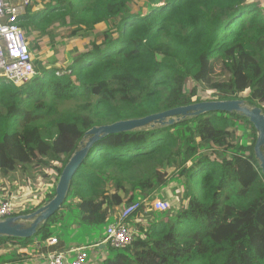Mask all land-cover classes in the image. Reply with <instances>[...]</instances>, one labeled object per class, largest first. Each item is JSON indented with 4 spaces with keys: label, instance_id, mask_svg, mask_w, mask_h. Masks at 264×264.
I'll list each match as a JSON object with an SVG mask.
<instances>
[{
    "label": "trees",
    "instance_id": "trees-1",
    "mask_svg": "<svg viewBox=\"0 0 264 264\" xmlns=\"http://www.w3.org/2000/svg\"><path fill=\"white\" fill-rule=\"evenodd\" d=\"M20 20L33 55L68 40L75 57L65 70L38 66L24 86L0 77V177L19 171L52 188L12 216L54 196L93 126L203 100L264 112V0H31ZM257 136L246 116L220 110L101 136L60 209L30 238L0 237V259L7 243L62 250L72 224L106 230L139 204L123 220L132 243L107 245L97 264H264ZM170 192L171 207L156 210Z\"/></svg>",
    "mask_w": 264,
    "mask_h": 264
},
{
    "label": "water",
    "instance_id": "water-1",
    "mask_svg": "<svg viewBox=\"0 0 264 264\" xmlns=\"http://www.w3.org/2000/svg\"><path fill=\"white\" fill-rule=\"evenodd\" d=\"M236 112L246 116L255 126L258 136L255 155L264 174V112L260 106L251 105L244 99L203 100L194 104L177 106L139 118L119 120L111 124L93 126L86 132L84 140L69 158L56 184L55 194L46 203L32 212L0 219V237L26 239L36 235L42 225L55 214L67 198L71 181L88 153L91 144L101 136L140 130L157 124H170L189 116L210 111Z\"/></svg>",
    "mask_w": 264,
    "mask_h": 264
},
{
    "label": "built area",
    "instance_id": "built-area-1",
    "mask_svg": "<svg viewBox=\"0 0 264 264\" xmlns=\"http://www.w3.org/2000/svg\"><path fill=\"white\" fill-rule=\"evenodd\" d=\"M31 0H0V77L16 86H24L36 78L41 71L35 65V57L32 54L21 25L20 17ZM155 208L164 211L171 207L170 201L163 198L156 199ZM139 204L127 205L119 217L106 226V243L114 248H124L133 241V230L130 225L124 223ZM13 205L11 201L4 199L0 204V219L12 216ZM59 243L57 235H50L45 240L48 247ZM43 244H37L40 248ZM72 254L66 252L50 251L46 253L45 264H86L89 260V252L86 247L75 248ZM19 253L31 256L33 251L28 246L19 248Z\"/></svg>",
    "mask_w": 264,
    "mask_h": 264
},
{
    "label": "crops",
    "instance_id": "crops-1",
    "mask_svg": "<svg viewBox=\"0 0 264 264\" xmlns=\"http://www.w3.org/2000/svg\"><path fill=\"white\" fill-rule=\"evenodd\" d=\"M63 41H68V40H63ZM61 41L60 44L63 45L64 49L66 50V53L74 55L73 48L71 43H66ZM57 56V54H56ZM71 63L68 62L66 63V67ZM40 65L44 66H54L55 62H39L37 63V67ZM65 67V68H66ZM5 179V182H4ZM9 179H12L11 182H9ZM17 181V177L15 173L11 172L9 175H7L5 178L0 177V200H9L11 201L13 207L17 210H26L29 208L35 207L39 199H42L47 192H50L51 187L36 183H32L29 181L28 184L21 185L19 188H14L11 190V187L13 188L15 186V182ZM10 184V187L8 185ZM43 188V191L40 192V190ZM2 200V201H3ZM25 214V213H23ZM116 217V216H115ZM103 239L101 238L100 240H95V243H85V244H78V243H72L70 245L64 244V248L62 251L66 252L67 254H72V250L75 248H80V247H86L89 252V260L87 261L86 264H97L102 257L105 256L106 251L104 250L106 248V240H105V231L103 233ZM88 244V245H86ZM22 247L20 244H12V243H7L5 248L1 250V253L4 254V258H1L0 264H45L46 259L45 255L46 252L38 250V247H35V245H30L29 247L33 251V255L31 257L24 256V259L22 258L21 260H15L13 257L15 256V252L19 255L22 254L19 253V248ZM90 251H92V254H90ZM92 258V259H90Z\"/></svg>",
    "mask_w": 264,
    "mask_h": 264
},
{
    "label": "rangeland",
    "instance_id": "rangeland-1",
    "mask_svg": "<svg viewBox=\"0 0 264 264\" xmlns=\"http://www.w3.org/2000/svg\"><path fill=\"white\" fill-rule=\"evenodd\" d=\"M63 42L69 43L70 41L69 42L63 41ZM56 54H57V56H56ZM34 57H35L36 67H37L38 61L44 62V63L54 61L55 62L54 66H57L58 68L65 70L66 63L72 61L75 57V54L72 55V54L66 53V50L64 49L63 45H61L59 42L55 46L49 47L46 50L35 54ZM50 66H52V65H50ZM42 67H44V65H42ZM64 129L67 130V129H71V128L70 127H64ZM13 173H15V175L17 177V181L14 183L15 186L13 188L11 187V190L14 188L18 189L19 186L28 184L29 181H31L32 183L40 184V181H38L34 178L29 179L27 176L23 175L19 171H14ZM11 180L12 179H9V182H11ZM4 182H5V179H4ZM175 183L176 182L173 181L170 184V186H173ZM8 185L10 187L9 183H8ZM171 188L172 187H170V189ZM50 190L52 191V188ZM172 197H173V195L170 192V195L168 197H162V198L169 200L171 202L170 203V205H171L172 200H173ZM158 198H161V197H157V199ZM185 203H187V202H185ZM104 231H105L104 225H101L100 227H97V228L89 229V228H86L84 226L76 227L75 224H72L70 226V228H68L66 230H62L63 239H64V242L67 246L72 244V243H79V244H85V243H89V242L95 243V240H100L101 238L102 239L104 238L103 237ZM107 245H109V244H106V248L104 250L106 252H109L110 247L107 248ZM90 254H92V251H90ZM90 259H92V258H90Z\"/></svg>",
    "mask_w": 264,
    "mask_h": 264
},
{
    "label": "clouds",
    "instance_id": "clouds-1",
    "mask_svg": "<svg viewBox=\"0 0 264 264\" xmlns=\"http://www.w3.org/2000/svg\"><path fill=\"white\" fill-rule=\"evenodd\" d=\"M23 255V254H22Z\"/></svg>",
    "mask_w": 264,
    "mask_h": 264
}]
</instances>
